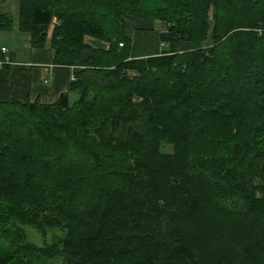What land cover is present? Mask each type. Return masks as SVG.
Returning a JSON list of instances; mask_svg holds the SVG:
<instances>
[{
	"label": "trees",
	"instance_id": "obj_1",
	"mask_svg": "<svg viewBox=\"0 0 264 264\" xmlns=\"http://www.w3.org/2000/svg\"><path fill=\"white\" fill-rule=\"evenodd\" d=\"M142 19L188 49L131 57ZM18 23L73 79L0 102V264H264V0H18Z\"/></svg>",
	"mask_w": 264,
	"mask_h": 264
},
{
	"label": "crops",
	"instance_id": "obj_2",
	"mask_svg": "<svg viewBox=\"0 0 264 264\" xmlns=\"http://www.w3.org/2000/svg\"><path fill=\"white\" fill-rule=\"evenodd\" d=\"M0 12L10 13L13 18L10 29L0 30V102L39 103L50 105L66 92L73 79V68L53 63L54 52L50 46V33L42 47L31 45L29 32L21 30L18 23V0H0ZM125 31L131 39V57L160 53L166 50L188 49L185 42L165 43L159 41L162 32L155 20L126 21ZM84 41L93 46L107 48L108 43L91 36ZM5 47L6 51H2ZM71 102L76 92H69Z\"/></svg>",
	"mask_w": 264,
	"mask_h": 264
},
{
	"label": "rangeland",
	"instance_id": "obj_3",
	"mask_svg": "<svg viewBox=\"0 0 264 264\" xmlns=\"http://www.w3.org/2000/svg\"><path fill=\"white\" fill-rule=\"evenodd\" d=\"M157 23H159V27L161 28V30H165V25L163 23H160L157 21ZM52 25L50 26V30H51ZM50 33V31H49ZM166 48H164L163 46H161V50H163ZM166 152H171V147H166L165 148ZM28 235H29V239L30 241H32L33 243L37 244V245H41L42 243H53L57 240V238H59V236L61 235V233L59 231L56 230H49L47 233L46 238H42L40 235H38L37 232H35L34 230L28 229Z\"/></svg>",
	"mask_w": 264,
	"mask_h": 264
},
{
	"label": "built area",
	"instance_id": "obj_4",
	"mask_svg": "<svg viewBox=\"0 0 264 264\" xmlns=\"http://www.w3.org/2000/svg\"><path fill=\"white\" fill-rule=\"evenodd\" d=\"M119 45L122 46L123 44L119 43ZM1 50L4 52V51H6V48L5 47H1Z\"/></svg>",
	"mask_w": 264,
	"mask_h": 264
}]
</instances>
